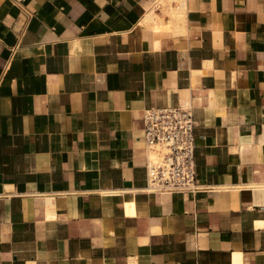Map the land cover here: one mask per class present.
<instances>
[{"label": "crops", "instance_id": "obj_1", "mask_svg": "<svg viewBox=\"0 0 264 264\" xmlns=\"http://www.w3.org/2000/svg\"><path fill=\"white\" fill-rule=\"evenodd\" d=\"M158 2L0 0V264H264V0ZM176 106L202 187L148 191Z\"/></svg>", "mask_w": 264, "mask_h": 264}, {"label": "built area", "instance_id": "obj_2", "mask_svg": "<svg viewBox=\"0 0 264 264\" xmlns=\"http://www.w3.org/2000/svg\"><path fill=\"white\" fill-rule=\"evenodd\" d=\"M144 141L155 156L147 159V190L196 192L195 120L190 107L148 108L143 112Z\"/></svg>", "mask_w": 264, "mask_h": 264}, {"label": "bare ground", "instance_id": "obj_3", "mask_svg": "<svg viewBox=\"0 0 264 264\" xmlns=\"http://www.w3.org/2000/svg\"><path fill=\"white\" fill-rule=\"evenodd\" d=\"M172 2L175 3V5L173 4L174 6L172 5ZM158 3L162 4L163 6L166 4L168 5V14L170 16H172V17L177 16L178 19L182 18V13H183L184 7H185V0H164V2H163V0H159ZM168 14H166V15H168ZM148 151L152 152L150 149ZM150 155H151V157L148 154L149 159H153L155 156V154L153 152L150 153ZM263 186H261V187H263Z\"/></svg>", "mask_w": 264, "mask_h": 264}]
</instances>
